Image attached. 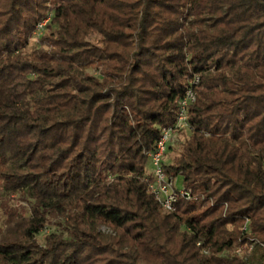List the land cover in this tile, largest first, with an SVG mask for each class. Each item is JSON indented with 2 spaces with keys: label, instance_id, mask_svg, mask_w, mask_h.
<instances>
[{
  "label": "trees",
  "instance_id": "trees-1",
  "mask_svg": "<svg viewBox=\"0 0 264 264\" xmlns=\"http://www.w3.org/2000/svg\"><path fill=\"white\" fill-rule=\"evenodd\" d=\"M189 88L166 214L148 154ZM0 201V264H264V0H0Z\"/></svg>",
  "mask_w": 264,
  "mask_h": 264
},
{
  "label": "built area",
  "instance_id": "built-area-1",
  "mask_svg": "<svg viewBox=\"0 0 264 264\" xmlns=\"http://www.w3.org/2000/svg\"><path fill=\"white\" fill-rule=\"evenodd\" d=\"M48 19L38 25V30L44 28ZM199 82V77H195L193 84ZM197 98L196 91L193 88L186 90L185 96L179 100L176 112V121L170 127L161 129V136L155 148L148 154L149 161L152 165L151 180L147 181V189L154 195L156 201L166 214L176 210V204L180 199H191L192 194L189 190L179 188L177 180L167 175L165 172V156L170 148L179 141L182 132L190 130L189 109ZM253 252V246L245 244L239 247L236 253L249 257Z\"/></svg>",
  "mask_w": 264,
  "mask_h": 264
},
{
  "label": "rangeland",
  "instance_id": "rangeland-1",
  "mask_svg": "<svg viewBox=\"0 0 264 264\" xmlns=\"http://www.w3.org/2000/svg\"><path fill=\"white\" fill-rule=\"evenodd\" d=\"M45 27V26H44ZM44 29H41L39 31V34H41V32H43ZM38 34V35H39ZM33 36L31 38V41H30V44L27 48V51H32L33 49H37L40 47V44H39V36ZM100 38H101V35L96 31V30H91V32L89 33V35L87 36V39L89 41H91L92 43H96L98 44L100 42ZM89 73L91 76H99V73L95 70H89ZM190 135V132L188 131H184L181 133L180 137H179V141L177 143H175L171 149L168 151L167 155L165 156V162L166 163H170L174 157H176L179 153V148H180V143H182L188 136ZM148 172L151 173L152 172V165L151 163L149 164L148 166ZM182 179L181 178H178L177 179V186L179 188H183L184 185H183V182L181 181ZM1 203V201H0ZM10 204L12 207H17L18 205H23L25 206L26 208H28L30 206L29 203H26L25 201L22 202L21 200L17 199V198H14V197H11L10 198ZM6 219V215L4 214L3 210L1 209L0 207V226L3 227L4 226V221ZM58 231V229L56 227H50L48 230L45 229V231H43L40 236H39V240L43 242V238H44V235L48 233V231ZM103 230L105 232H108L107 229L103 228Z\"/></svg>",
  "mask_w": 264,
  "mask_h": 264
}]
</instances>
